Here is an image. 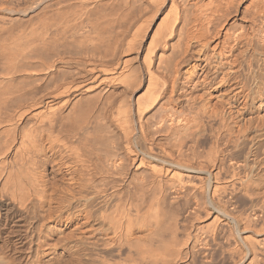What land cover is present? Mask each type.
I'll return each instance as SVG.
<instances>
[{"label":"bare ground","instance_id":"obj_1","mask_svg":"<svg viewBox=\"0 0 264 264\" xmlns=\"http://www.w3.org/2000/svg\"><path fill=\"white\" fill-rule=\"evenodd\" d=\"M219 258L264 264V0H0V264Z\"/></svg>","mask_w":264,"mask_h":264},{"label":"rangeland","instance_id":"obj_2","mask_svg":"<svg viewBox=\"0 0 264 264\" xmlns=\"http://www.w3.org/2000/svg\"><path fill=\"white\" fill-rule=\"evenodd\" d=\"M215 250H217L216 252L219 253L218 250H220V249H217V248H216ZM214 252H215V251H214ZM215 254H216V253H215ZM219 260H220V261H219ZM219 260L217 261V262H219V263H221V262H223V264H224L225 262L228 263V261H226L225 259L219 258ZM224 261H225V262H224Z\"/></svg>","mask_w":264,"mask_h":264}]
</instances>
